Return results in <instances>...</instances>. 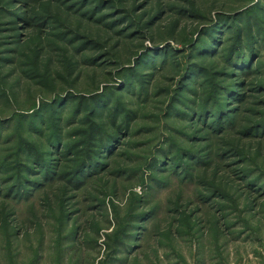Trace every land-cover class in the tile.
Here are the masks:
<instances>
[{"label":"rangeland","instance_id":"1","mask_svg":"<svg viewBox=\"0 0 264 264\" xmlns=\"http://www.w3.org/2000/svg\"><path fill=\"white\" fill-rule=\"evenodd\" d=\"M0 264H264V0H0Z\"/></svg>","mask_w":264,"mask_h":264},{"label":"trees","instance_id":"2","mask_svg":"<svg viewBox=\"0 0 264 264\" xmlns=\"http://www.w3.org/2000/svg\"><path fill=\"white\" fill-rule=\"evenodd\" d=\"M223 24L225 25V26H227V24L228 23H224L223 22ZM220 33H221V31H218V27L217 26H214L213 27V29L210 31V35H211V41L209 42V44L207 45V46H209L210 47V49H208V51H206V53H204L205 55H203V56H207L208 54H211V47L213 48L216 44H217V42H218V39H219V36H220ZM202 40V39H201ZM202 42V41H201ZM228 63L229 64H231L232 63V61H228ZM245 63H247V61L245 62ZM232 65V64H231ZM235 65H237V66H239L240 65V63H236V62H234V66ZM139 66H141V64L139 63ZM202 72V71H201ZM225 74L227 73V75H230L231 76V72L229 73L228 71H226V72H224ZM187 82V80H182V86H180L179 88H178V91H177V97H179L180 95H183L184 94V90H185V88H186V85H185V83ZM233 82V84L232 85H230V86H225V91H226V93L225 94H223L222 95V98H223V100H224V102L225 103H229V101L231 100V98H232V95H233V93L235 92V89H236V85H237V83L236 82H234V81H232ZM143 86H144V81L142 82V85H141V87L140 88H142L143 89ZM94 97V100H96V101H99L101 98H102V95H95V96H93ZM178 99H180V98H178ZM209 99V98H208ZM60 100V99H59ZM195 102H196V100H194ZM85 102V101H84ZM89 102V101H88ZM205 102H207V100L205 101ZM204 102V103H205ZM86 103V102H85ZM184 103H186V102H184ZM210 103H211V101H210ZM213 103V102H212ZM109 107L110 106H107V107H103V110L104 111H107L106 112V114L104 115L105 116V120H106V122H107V127H110V128H112V133H111V137L112 138H116L117 136H118V133L120 134V132H121V130H123V129H128V127L130 128L131 127V124H132V122H133V120H134V112H130V113H128V111L127 110H124V109H122L123 107H121V106H118L117 105V103H115L114 104V106L112 105V107L110 108V110H109ZM184 110H181V111H178V109H177V114H180V113H182ZM173 114H175V111H171ZM195 112H198V115L200 114V117H202V116H206V118L208 117V113H209V109L207 108V106H201V108H199V109H196V111ZM225 111L223 110V109H220V111H218V113H217V116H216V118H220L221 117V115L224 113ZM191 116V115H190ZM203 117V118H204ZM216 120V119H215ZM217 122V121H216ZM218 123V122H217ZM103 131V125L102 124H100V123H98L97 125H96V127L89 133V135H90V139L91 140H96V138L101 134V132ZM88 135V136H89ZM73 148V146H70L69 147V149H72ZM27 152H29L28 153V157H29V160L30 161H33V158H34V156H36V155H34L35 154V151H30V150H27ZM93 156V157H92ZM37 157V156H36ZM93 158V159H92ZM96 158L97 157H95L94 156V154L93 155H91L88 159H90V160H88L89 162H86V163H83L84 165H85V170L90 166V164L91 163H93V161L94 160H96ZM35 161V163H38V162H40V158L38 159H35L34 160ZM92 169V168H91ZM31 168L29 167V169L27 170V172H31ZM80 170H82V169H80ZM87 171H88V175H89V172L91 171L90 170V167L87 169ZM87 171H85V172H87ZM120 240V239H119ZM111 258L112 257H109V260L108 261H111Z\"/></svg>","mask_w":264,"mask_h":264}]
</instances>
